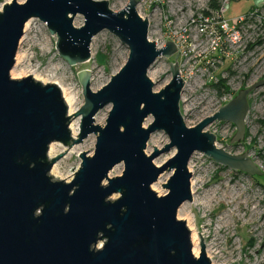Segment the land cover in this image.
<instances>
[{
  "label": "water",
  "instance_id": "95a60500",
  "mask_svg": "<svg viewBox=\"0 0 264 264\" xmlns=\"http://www.w3.org/2000/svg\"><path fill=\"white\" fill-rule=\"evenodd\" d=\"M137 5L129 0L116 13L106 1L12 0L0 12V264H210L200 235L195 258L185 221L177 219L180 207L192 201L191 158L199 154L234 173L263 176L246 153L216 148L215 136L205 130L214 123L231 124L236 135L230 143L243 141L248 96L263 88L264 80L188 128L180 113L184 83L177 63L170 64L171 80L158 93L148 78L153 65L172 59L176 49L169 42L157 49L149 40V23L137 14ZM77 16L83 19L79 28L73 25ZM31 20L56 38L58 57L69 67L90 60L92 41L103 31L128 51L124 66L97 92L90 89V72L77 74L84 103L72 115L80 118L75 139L58 87L10 78ZM109 106L105 126L95 125V116ZM148 118L153 121L144 128ZM156 133L168 144L147 156ZM91 135L93 154L79 156L72 180H53L50 171L63 154L48 160L49 146L70 148ZM172 150L175 155L160 168L152 164L159 153ZM117 166L123 167L121 175L109 178ZM164 171L172 175L161 185L167 194L159 197L151 188Z\"/></svg>",
  "mask_w": 264,
  "mask_h": 264
},
{
  "label": "rangeland",
  "instance_id": "374dc122",
  "mask_svg": "<svg viewBox=\"0 0 264 264\" xmlns=\"http://www.w3.org/2000/svg\"><path fill=\"white\" fill-rule=\"evenodd\" d=\"M6 1L0 0V12ZM25 1L17 0V3L23 4ZM94 1L108 2L109 8L116 13L124 9L129 2V0ZM136 1L138 2L137 14L140 18H146L148 21V38L155 43L168 32L167 27L174 21L184 24L191 16L211 11L209 2L213 0ZM252 1H231L224 16L225 19L230 21L246 15L248 9L251 8ZM77 17L80 18V22L77 24L73 22V25L79 28L83 24V19L80 16ZM27 24L28 27L24 29L18 46L10 78L22 80L29 77L42 85L60 84L74 98L73 115L80 110L84 103L77 74L82 71L90 72V89L92 92H97L110 82L128 58L127 49L114 36L103 31L92 41L90 60L85 64L69 67L58 57L55 50L56 38L49 35L44 24L38 20H31ZM177 28L178 26H175V30ZM240 51L241 49L228 50L226 53L228 55L224 57L222 66H220V51L213 56L202 54L198 56V53H195L193 61L184 63L187 74H190L194 67L202 69L206 73L205 83L209 87L195 99L190 92L182 97L180 113L188 128L197 126L202 120L216 113L219 106V95L224 91H234L236 97L240 91L264 79V47H256L243 53ZM185 53L186 49L183 48L181 50L182 58ZM174 63L172 59H160L149 70L158 73L152 80L148 77L155 85L154 92L158 93L170 82V64ZM211 65H214V68L207 70L206 67ZM110 109L109 106L98 112L95 116L98 118V122L95 121V125L102 128L105 126ZM252 109L251 118L260 122L264 116V106L257 105ZM70 116L69 125L77 124L76 120H78L76 128H78L79 134L80 118L75 119L74 116ZM152 121V118L146 119L144 128H147ZM217 126L216 124V128ZM208 131L210 132L211 129ZM216 131L214 136H216L219 146L230 143L236 135V129L231 126L220 125V129L218 126ZM254 133L253 130L252 134H249V140L241 141L243 144H234L230 148V152L237 156L243 155L249 151L248 141L251 142V140L256 142V148H264V129L255 136H253ZM95 141V137L91 135L81 144L70 148L54 143V155L48 157V160L63 155L53 165V167L57 166L60 178H55L51 174L52 169L50 177L56 181L70 182L80 167L79 156L86 152V154L92 155ZM167 144L168 139L163 133L153 134L147 143L145 154L151 156L154 148L159 152ZM175 153L174 150L168 153L161 152L152 161V164L156 168H160ZM187 169L191 174L190 185L193 182L195 186L193 190L191 188V193L194 192L192 201L184 204L186 215L193 222L197 234L202 239V245L209 252L210 264H264V175L251 178L241 173H234L215 165L199 154H195L191 158ZM122 171L123 167L117 166L109 173L108 177L111 179L118 177ZM166 171L159 176L154 184V189L151 188L159 197L167 194L161 185L167 184L172 173ZM117 198L118 196H113L112 200ZM177 219L185 221V217L183 215L178 217V213ZM100 246L101 243L98 244V247ZM198 248L201 250L200 239Z\"/></svg>",
  "mask_w": 264,
  "mask_h": 264
},
{
  "label": "built area",
  "instance_id": "2783aa9c",
  "mask_svg": "<svg viewBox=\"0 0 264 264\" xmlns=\"http://www.w3.org/2000/svg\"><path fill=\"white\" fill-rule=\"evenodd\" d=\"M231 1L217 0V9H210L211 11L206 14L200 13L191 16L184 24L180 23V21H174V23L169 24L167 27L169 30L162 36L161 40L154 43L157 49L164 48L168 42L172 43L176 49V54L172 60L177 63L179 76L184 83L180 102L182 101V97L188 92L195 99L209 88L205 83L206 73L202 69L194 67L190 74L186 73L184 63L193 61L192 59L195 53H198V56H201V54L204 56H213L216 52L218 53L220 51V66H222L224 57L228 55L226 54L228 50L241 49L240 52L243 53L246 50H253L256 47H264V1L260 6L251 9L246 15L228 21L224 16ZM175 26H178L176 30ZM183 48L186 49V53L182 58L181 50ZM213 66L206 67V69L214 68ZM225 92L220 94L218 109L227 105L235 97L234 91ZM248 105L249 109L244 120L245 137L243 142L249 138L248 136L252 134L253 130L255 132L253 136H255L264 129V116L260 122L257 119L251 118V112L254 106H264V87L253 91L248 96ZM220 125L226 127L231 126L235 129L231 124L220 123ZM210 129L211 131L209 132L208 130ZM216 129V124H212L205 131L214 135L217 132ZM215 139L216 148L222 149L230 155L237 156V154L230 152V148L234 144L227 143L220 144L219 146L216 136ZM255 143L254 140H251V142L248 141L249 151L246 154L250 161L264 175V148H256ZM241 144L243 143L240 142L239 145Z\"/></svg>",
  "mask_w": 264,
  "mask_h": 264
},
{
  "label": "bare ground",
  "instance_id": "6f19581e",
  "mask_svg": "<svg viewBox=\"0 0 264 264\" xmlns=\"http://www.w3.org/2000/svg\"><path fill=\"white\" fill-rule=\"evenodd\" d=\"M10 2V0H7L5 2L4 5L8 4ZM80 22V18L79 17H76L75 20H74V24H77ZM28 27V24L25 25V28L26 29ZM158 73L157 72H148V77L152 80ZM56 87H58V89L60 90L61 92V95H62V98H63V101L66 105V108H67V111H68V115H73L74 113V107H75V101H74V98L66 92V90L60 85V84H54ZM94 120L96 122H98V118L95 117ZM77 124L76 123H72L68 126V129L70 131V134H71V137L73 139H75L78 135V128H76V126H78V120H76ZM54 152H55V148H54V144L50 145L49 146V150H48V157H52L54 155ZM51 174L55 177V178H60V174L58 172V168L57 166H54L52 168V171H51ZM194 186L195 184L193 182H191V188L192 190L194 189ZM155 185L152 186V189H154ZM192 194H194V192H192ZM181 215H183L185 217V222H186V227L188 229V231L190 232V240H191V244H192V254L195 258H198L199 257V254H200V250L198 248L199 246V239L200 237L198 236L197 232H196V229H195V226L193 224V222L190 220V218L188 217V215H186V210H185V205H182L180 207V209L178 210V217H180ZM204 253H205V256L206 258L209 260L210 262V256H209V252L208 250L206 249V247L204 248Z\"/></svg>",
  "mask_w": 264,
  "mask_h": 264
},
{
  "label": "crops",
  "instance_id": "0c3cea01",
  "mask_svg": "<svg viewBox=\"0 0 264 264\" xmlns=\"http://www.w3.org/2000/svg\"><path fill=\"white\" fill-rule=\"evenodd\" d=\"M263 3V0H253L252 1V4H250V9H248L249 11L251 10V9H253L254 7H258V6H260L261 4ZM248 11V12H249Z\"/></svg>",
  "mask_w": 264,
  "mask_h": 264
},
{
  "label": "trees",
  "instance_id": "16d2710c",
  "mask_svg": "<svg viewBox=\"0 0 264 264\" xmlns=\"http://www.w3.org/2000/svg\"><path fill=\"white\" fill-rule=\"evenodd\" d=\"M232 1H238V0H232ZM217 7H218V4H217V2L216 1H210L209 2V8L210 9H217ZM222 85V84H221ZM223 86V85H222ZM216 88V87H215Z\"/></svg>",
  "mask_w": 264,
  "mask_h": 264
},
{
  "label": "flooded vegetation",
  "instance_id": "af4514ba",
  "mask_svg": "<svg viewBox=\"0 0 264 264\" xmlns=\"http://www.w3.org/2000/svg\"><path fill=\"white\" fill-rule=\"evenodd\" d=\"M219 97H220V95H219ZM219 110V109H218ZM214 124H217L218 126H219V129H220V123H214ZM218 126H217V128H218Z\"/></svg>",
  "mask_w": 264,
  "mask_h": 264
}]
</instances>
